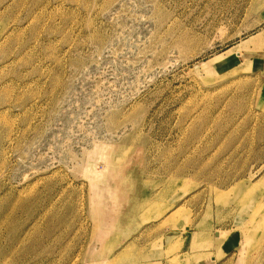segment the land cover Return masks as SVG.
<instances>
[{
    "label": "rangeland",
    "instance_id": "374dc122",
    "mask_svg": "<svg viewBox=\"0 0 264 264\" xmlns=\"http://www.w3.org/2000/svg\"><path fill=\"white\" fill-rule=\"evenodd\" d=\"M263 41L264 0H0V264H264Z\"/></svg>",
    "mask_w": 264,
    "mask_h": 264
},
{
    "label": "crops",
    "instance_id": "0c3cea01",
    "mask_svg": "<svg viewBox=\"0 0 264 264\" xmlns=\"http://www.w3.org/2000/svg\"><path fill=\"white\" fill-rule=\"evenodd\" d=\"M263 28V27H262ZM261 28V29H262ZM260 45H262L263 46V48L260 50V52H259V57H261V59H262V68H263V71H264V41L260 44ZM250 54H252L251 53V51L250 52H248V55H250ZM260 63H261V61H260ZM264 76V75H263Z\"/></svg>",
    "mask_w": 264,
    "mask_h": 264
},
{
    "label": "bare ground",
    "instance_id": "6f19581e",
    "mask_svg": "<svg viewBox=\"0 0 264 264\" xmlns=\"http://www.w3.org/2000/svg\"><path fill=\"white\" fill-rule=\"evenodd\" d=\"M251 222V221H250ZM250 224V223H249Z\"/></svg>",
    "mask_w": 264,
    "mask_h": 264
}]
</instances>
